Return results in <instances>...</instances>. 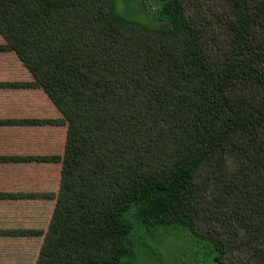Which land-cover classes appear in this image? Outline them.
Returning <instances> with one entry per match:
<instances>
[{"label": "trees", "instance_id": "trees-1", "mask_svg": "<svg viewBox=\"0 0 264 264\" xmlns=\"http://www.w3.org/2000/svg\"><path fill=\"white\" fill-rule=\"evenodd\" d=\"M0 0V52L58 113L50 154L1 163L60 167L34 264H168L156 231L178 232L190 262L264 264V0ZM61 150V151H60Z\"/></svg>", "mask_w": 264, "mask_h": 264}, {"label": "crops", "instance_id": "crops-1", "mask_svg": "<svg viewBox=\"0 0 264 264\" xmlns=\"http://www.w3.org/2000/svg\"><path fill=\"white\" fill-rule=\"evenodd\" d=\"M2 43L3 40L0 37V44ZM30 80V74L16 59L14 54L10 52H0V82ZM33 90L35 89L0 88V119L53 118L54 116L50 117L47 114L41 113L35 115L29 112H16V110H18V104L24 103V97L28 96L31 98L35 96L34 94L36 91ZM19 93L26 95H21ZM18 99L19 101H17ZM9 105H12V107H9ZM53 109L55 111L54 107ZM57 130L61 133L62 139L64 129L60 131L59 129L45 125H0V156H35L50 154L52 150L51 144L53 145L56 142L51 143L49 135L50 133L55 135ZM56 148L57 147H54L52 152H54ZM59 178L60 167L57 164L0 162V192H57ZM52 209V200L0 199V230H45ZM40 244V238L0 235V264H12L16 262L17 258H24L25 255H27V248L33 245L35 248V259L32 262L34 264ZM15 264L18 263L16 262Z\"/></svg>", "mask_w": 264, "mask_h": 264}, {"label": "rangeland", "instance_id": "rangeland-1", "mask_svg": "<svg viewBox=\"0 0 264 264\" xmlns=\"http://www.w3.org/2000/svg\"><path fill=\"white\" fill-rule=\"evenodd\" d=\"M119 5V12L124 15L126 18L139 22L141 24L152 27L155 23L151 17L142 13L140 8V3L138 0H118L117 7ZM35 96L29 98L24 97V103L18 104L16 110L17 113L20 112H29L34 113L35 115L47 114L50 117H58V113L54 111L51 103L46 98V95L40 89H35ZM21 94V93H19ZM26 95V94H21ZM19 101V99L17 100ZM23 106V107H22ZM12 107V105H9ZM23 110H21V109ZM60 131L63 130V127H58ZM158 245L161 251L163 252L165 262L168 264H195L192 260L190 262V250L191 246L188 244L184 235L178 232H172L170 234H164L161 229L156 231ZM34 245L32 247L27 248V255L24 258H17L16 262L18 264H33V260L35 259L34 255ZM16 262L12 263L15 264ZM204 264H216L214 261H206Z\"/></svg>", "mask_w": 264, "mask_h": 264}]
</instances>
